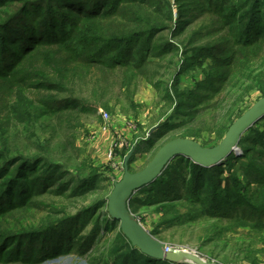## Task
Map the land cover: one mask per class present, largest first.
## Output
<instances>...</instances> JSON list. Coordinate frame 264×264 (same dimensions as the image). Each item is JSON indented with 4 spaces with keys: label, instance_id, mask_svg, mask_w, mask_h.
Segmentation results:
<instances>
[{
    "label": "trees",
    "instance_id": "trees-1",
    "mask_svg": "<svg viewBox=\"0 0 264 264\" xmlns=\"http://www.w3.org/2000/svg\"><path fill=\"white\" fill-rule=\"evenodd\" d=\"M208 14L207 31L190 30ZM196 68L212 93L194 100L182 80ZM138 78L150 80L170 108L150 150L166 136L217 145L246 110L245 97L264 95V0H0V264L74 252L92 253L99 264H188L132 245L108 212L109 176L78 144L85 119L109 108L99 91ZM205 115L215 139L198 127L209 124ZM262 121L242 136L241 156L209 167L176 156L133 194L130 210L137 218L162 212L168 227L211 220L206 241L257 263L264 255ZM234 224L242 231L232 239Z\"/></svg>",
    "mask_w": 264,
    "mask_h": 264
},
{
    "label": "rangeland",
    "instance_id": "rangeland-1",
    "mask_svg": "<svg viewBox=\"0 0 264 264\" xmlns=\"http://www.w3.org/2000/svg\"><path fill=\"white\" fill-rule=\"evenodd\" d=\"M210 18L211 15L208 14L200 20L195 21L190 30L198 31L205 28L206 24L210 22ZM207 30L208 28H205L204 31ZM204 78V73L198 68L188 70L185 76H183L182 87L194 92V100L198 99V95L212 93L209 88L210 86L204 82ZM84 91H86L85 94L90 96L89 87H85ZM99 92V101H109V108L99 106V109L93 115L85 119V127L79 134L78 144L83 151L84 158L93 162L109 176V180L105 184L108 186V190H112L113 181L119 180L123 175L124 158L132 149L134 151L131 169L132 171H138L145 167L159 148L168 141L166 139L170 136L161 139L151 150L149 149L150 141L158 136L157 126L163 122L170 108L167 109L158 89L150 80L145 78L134 80L129 88L116 85L106 91L100 90ZM224 95L225 93L222 96ZM260 97L262 96L259 91H252L245 97L241 105L242 108L247 110ZM208 112L206 114H209ZM205 118L209 120V124L207 122V126L200 125L201 127H198L203 132L204 138L210 137L211 139H215L216 133L211 131L209 115H205ZM256 127L260 129L264 128L263 121ZM249 134L246 136H249ZM195 140L201 144L203 143L201 139ZM245 144L248 145L249 142ZM242 153V147L240 146L238 154L241 156ZM242 162V160L238 161L234 165V168L239 169ZM136 196L147 198L149 195L148 192L140 191ZM181 210L186 209L182 208ZM161 216L162 212L155 209H147L142 211L140 215L138 214V218L142 221L141 223L150 232H158V236L155 237L165 242L167 247L187 250L213 264H253L248 260L241 259V257L237 259L235 257L236 254H233L232 250L222 251V249L215 247L205 240L203 237L205 236V229L208 228L209 223L211 224V220L208 221V224L207 220H205L191 226L168 227L162 223ZM233 227L235 230L229 231L232 239L239 236L242 231L237 224H234ZM114 235L115 233H111L106 238H111ZM232 242L234 244L233 240ZM225 253L230 257L231 262H227L224 259ZM91 257L92 253L80 255L74 252L63 254L57 258H50L42 263L33 264H99L93 262ZM108 264H114V262L109 261ZM255 264H264V255L261 254L258 262Z\"/></svg>",
    "mask_w": 264,
    "mask_h": 264
},
{
    "label": "water",
    "instance_id": "water-1",
    "mask_svg": "<svg viewBox=\"0 0 264 264\" xmlns=\"http://www.w3.org/2000/svg\"><path fill=\"white\" fill-rule=\"evenodd\" d=\"M263 116L264 95L235 119L217 145L207 147L195 139L177 137L163 144L148 164L138 171H131L129 167L134 151L132 149L124 158L123 175L114 181L108 197V212L120 223L123 234L132 245L154 259H166L176 263L213 264L187 250L167 249L165 242L155 237L130 210L129 202L137 190L154 182L178 155L186 156L206 167L220 164L231 153L239 155L242 136Z\"/></svg>",
    "mask_w": 264,
    "mask_h": 264
},
{
    "label": "built area",
    "instance_id": "built-area-1",
    "mask_svg": "<svg viewBox=\"0 0 264 264\" xmlns=\"http://www.w3.org/2000/svg\"><path fill=\"white\" fill-rule=\"evenodd\" d=\"M168 248H171V247H167V249H168Z\"/></svg>",
    "mask_w": 264,
    "mask_h": 264
}]
</instances>
